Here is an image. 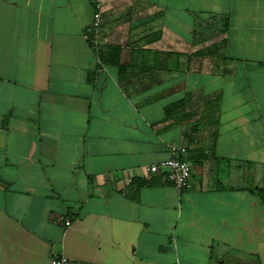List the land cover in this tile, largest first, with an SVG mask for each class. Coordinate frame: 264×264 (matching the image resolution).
Masks as SVG:
<instances>
[{
    "label": "crops",
    "instance_id": "1",
    "mask_svg": "<svg viewBox=\"0 0 264 264\" xmlns=\"http://www.w3.org/2000/svg\"><path fill=\"white\" fill-rule=\"evenodd\" d=\"M92 19L0 0V264H264V0H105L98 47ZM172 158L181 194L146 178Z\"/></svg>",
    "mask_w": 264,
    "mask_h": 264
},
{
    "label": "built area",
    "instance_id": "2",
    "mask_svg": "<svg viewBox=\"0 0 264 264\" xmlns=\"http://www.w3.org/2000/svg\"><path fill=\"white\" fill-rule=\"evenodd\" d=\"M104 3L105 0H91L93 19L85 30V38L90 41L94 47H98L99 45V31ZM145 172L148 180L154 175L163 173L179 194L192 188L193 167L186 161L176 158L163 160L157 164L146 167ZM50 264H68V259L64 255L54 256L51 258Z\"/></svg>",
    "mask_w": 264,
    "mask_h": 264
},
{
    "label": "trees",
    "instance_id": "3",
    "mask_svg": "<svg viewBox=\"0 0 264 264\" xmlns=\"http://www.w3.org/2000/svg\"><path fill=\"white\" fill-rule=\"evenodd\" d=\"M226 28H227V22L225 21L223 24L224 32L226 31ZM110 49L111 51L108 50L107 55L101 58V60L103 61V64L116 66L119 69H121V66L119 64V53H117V48H110ZM210 56H213V54H210ZM146 184L147 183L144 182L142 183V186ZM248 192L253 195H257L260 198V200L264 202V190L259 189V188L254 189L253 186L251 185L248 188Z\"/></svg>",
    "mask_w": 264,
    "mask_h": 264
},
{
    "label": "water",
    "instance_id": "4",
    "mask_svg": "<svg viewBox=\"0 0 264 264\" xmlns=\"http://www.w3.org/2000/svg\"><path fill=\"white\" fill-rule=\"evenodd\" d=\"M230 264H236V263H230Z\"/></svg>",
    "mask_w": 264,
    "mask_h": 264
}]
</instances>
